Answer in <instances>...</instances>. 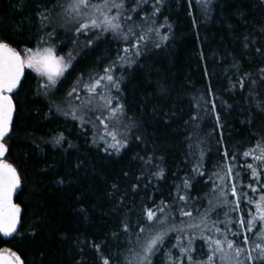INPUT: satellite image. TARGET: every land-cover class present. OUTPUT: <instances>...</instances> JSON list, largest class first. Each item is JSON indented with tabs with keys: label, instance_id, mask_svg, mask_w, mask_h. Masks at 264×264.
<instances>
[{
	"label": "trees",
	"instance_id": "16d2710c",
	"mask_svg": "<svg viewBox=\"0 0 264 264\" xmlns=\"http://www.w3.org/2000/svg\"><path fill=\"white\" fill-rule=\"evenodd\" d=\"M55 2L0 0V38L18 51L51 48L56 37L44 35L42 16ZM169 8L172 38L138 55L121 77L127 135L114 149L55 107L76 77L100 69L96 59L103 61L108 43L79 49L50 100L41 94L43 79L25 71L5 138V159L21 177L14 198L21 223L14 236L0 237V248L24 264H135L139 246L161 227L147 221V209L157 212L183 194L188 202L180 203L193 210L213 198L220 179L214 173L227 177L228 167L239 173L230 182L253 181L238 166L244 151L264 142V0H210L204 17L193 0L171 1ZM198 161L202 176L193 170ZM170 244L153 264L165 263Z\"/></svg>",
	"mask_w": 264,
	"mask_h": 264
},
{
	"label": "snow or ice",
	"instance_id": "6c2138e0",
	"mask_svg": "<svg viewBox=\"0 0 264 264\" xmlns=\"http://www.w3.org/2000/svg\"><path fill=\"white\" fill-rule=\"evenodd\" d=\"M148 2L149 0H135L136 6L128 9L126 0H102V3H92V0H71L65 11L74 14V17L78 19L79 27L76 29L77 32L99 29L101 32H111L114 37L128 41V34L133 33L134 28L133 25H129L126 33L123 27L124 22L132 21V14L137 13L142 5L148 4ZM197 2H202L207 6L210 0H197ZM161 3L162 0H155L152 5L153 16L159 13L160 8L157 5ZM113 9L116 10V14L110 15ZM43 19H47V17H43ZM141 19H146V17H141ZM151 24L155 25L156 20H152ZM136 26L139 27L140 25ZM164 26L170 27V25H160V27ZM148 31H155L156 35L160 36L158 28L149 27ZM137 38L139 40L145 39L143 35H138ZM161 40L167 41L168 36H161ZM133 47L137 49L136 55H139V44H134ZM123 51L129 53L130 49L124 48ZM259 51L260 49H257V52ZM119 59L123 60L124 57ZM69 66L70 62L66 64L63 57H57L52 48H44L43 51L25 48L18 51L6 38H0V234L4 237H12L16 234L18 225L21 223V208L13 202V195L21 185V177L13 164L5 159L9 151L5 144V138L9 137L12 132L14 114L16 112L13 94L21 85L25 69H31L40 76L46 77L47 83L44 87L48 89L55 88L58 78L63 75V72ZM113 71L114 69L111 66L105 68L104 76L96 80L93 85L86 86V90L90 95L96 94L95 89L100 86V80H106L116 91L120 90L119 82L111 74ZM260 72L264 74V68H261ZM261 78L264 79V75ZM240 84L243 87L242 80ZM73 91H75V88ZM119 107L121 110L120 114H123V105ZM64 114L67 115L68 113ZM112 115H116L115 109L112 110ZM72 118L77 119L75 112L72 113ZM81 119L83 118L81 117ZM193 119L195 120L197 117L194 116ZM217 122H219V116H217ZM101 123H103V120H101ZM109 134L113 141H116L117 144L120 143L117 141L114 132ZM62 139L63 136L59 137L57 143H60ZM109 146L116 147V144ZM224 156L227 158L228 153L225 152ZM243 156L245 158L251 157L252 160L257 162V165L246 164L247 169L251 171L252 179L256 181L264 179V172L257 170L259 165H264V143H257L254 148L244 151ZM202 158L203 154H201ZM233 159H235L234 156ZM200 167L201 165L198 161L197 167L193 170L198 171ZM198 174L202 176L204 172L198 171ZM214 174L221 180L224 179L219 172ZM159 175L162 176L163 173L161 172ZM225 175L235 180L239 173L234 175L233 169L228 167ZM184 187H190L188 180L184 181ZM248 187L253 193L257 191L264 193V189H257L251 185H248ZM211 190L215 191V188ZM230 195L235 198L233 201H229L227 193L222 192L219 198L222 203L215 206H213L212 200L209 199L208 204L210 207L204 209L198 220L193 216L192 211L181 209L180 215L189 218L190 222L187 225L183 221L180 225L168 224L167 217H157L155 211L147 209V221L150 223L158 221L161 227L139 246V252L135 253V264H153V257L164 249L170 233L179 234L175 236L176 243L172 245V247L179 250L180 257H177L179 264H184V259L181 258H186L187 264H264V194H261L257 201H253L248 197L247 193L238 192L235 183H233L230 188ZM179 199L185 203L188 202L187 196L182 195ZM161 203L163 204V201ZM242 203L252 205L254 211H249L246 215H240L234 220L230 213H242L244 211ZM164 207H167V205ZM164 207L158 209L161 214L164 213ZM218 209H228V211L223 212L224 220L218 219L220 214ZM196 211L199 212V209ZM213 213L217 215V219H211ZM210 220L211 223L209 224ZM218 223L224 224V231L216 227ZM230 225H238L241 231H233ZM197 230L199 231L197 232ZM124 231H128V228L125 227ZM144 231L145 228L141 227L140 232L143 233ZM209 232H213L215 235H207L206 233ZM228 233H231L232 237H242L241 242L237 243L236 240L230 239ZM248 233H254L256 241H251ZM183 237L187 238L186 243ZM197 240H201L204 245H207V252L201 250L202 255L207 257L206 260L197 259L194 255L197 252ZM249 244H254V247L249 249L242 246ZM253 252H255V255H253ZM165 255L169 258L168 264H177V260H172L170 250ZM0 259H3L4 264H24L21 256L10 249L0 251ZM104 264H109V261L105 259Z\"/></svg>",
	"mask_w": 264,
	"mask_h": 264
},
{
	"label": "rangeland",
	"instance_id": "374dc122",
	"mask_svg": "<svg viewBox=\"0 0 264 264\" xmlns=\"http://www.w3.org/2000/svg\"><path fill=\"white\" fill-rule=\"evenodd\" d=\"M171 1L175 0H162V3L160 5H157V7L160 8L159 13L156 16L152 15V5L155 3V0H149L148 4L142 5V7L138 10L137 13H133V20L132 21H126L124 22V30L127 33V28L129 25H133L134 32L129 33V40L125 41L122 38L114 37L111 32H101L99 29L96 30H88L85 32H77L76 29L79 27V21L77 18L74 17V14L70 12H66L65 8L67 5L71 2V0H56L55 4L53 5L54 8L50 11H46L44 13V16L47 17V19H44V23L46 24V29L44 32V35L46 36L48 33L56 37V40L53 42L54 46L51 48L53 50H56L59 46L66 47V52L58 54L54 51V54L57 57H63L64 62L68 64L70 62V66L67 67L66 71L63 72V75H61L58 78L59 80L65 79V76L70 71V69L73 66L74 61L77 58V55L79 54V49H88L90 50L94 46H96L100 42H104L105 44L108 43L109 45V52H107V55L105 54L103 56V61L96 59L97 65L99 63L100 69L97 68H91L88 70V72H83L84 74H80L78 77L75 78V80L71 83V86L67 87L66 92L64 91V94L61 96V99L56 100L58 101L57 104L55 103V107L58 109H61V113L64 117L72 120V121H84L86 125H88L91 129V135L93 137V140H100L101 143L105 145H113L116 144V147L118 145H121L124 137L127 135L125 131V125L124 122L126 120V116L124 115V122L123 121V114H120V90L116 91V89L110 85L106 80H100V86L95 89V95H90V93L86 90V86L93 85L96 80H99L101 76H104V69L111 66L114 71L111 73L114 78L119 82V89L120 85L122 83L121 77L123 75V72H127V68L132 65L134 61H137L138 58L140 61L141 57H137L136 51L137 49L133 47L134 44H139V56L145 55V53L149 50L151 51L154 46L159 47L161 45H164L167 43L173 36L172 30V17L169 15V12L172 13V10L170 11L169 3ZM195 3V8L197 9V12L199 16L201 15L204 17L208 13V5L205 6L202 2L198 3L197 0H193ZM92 3H102V0H92ZM175 4V3H174ZM135 0H126V7L128 9H131L132 7H135ZM176 9V8H175ZM116 10L113 9L110 15H115ZM141 17H146V19H141ZM123 19V17H122ZM156 20V24L152 25L151 21ZM136 25H140L137 27ZM160 25H170V27L164 26L160 27ZM149 27L155 29L158 28L160 32V36H157L155 31H148ZM138 35H143L145 37L144 40H139L137 38ZM167 35L168 40L162 41L161 36ZM52 36V37H53ZM52 44V45H53ZM159 45V46H157ZM44 48H47L46 44H43L42 47H36L33 50H40L43 51ZM124 48H129V53H125L123 51ZM83 50V51H84ZM112 50V51H111ZM111 51V52H110ZM142 52V53H141ZM120 57H124L123 60L119 59ZM115 62V63H114ZM129 66V67H127ZM127 67V68H126ZM30 73L38 75V78L43 79L42 86H43V92H41L42 96L46 99H52L53 93L56 92V86L55 88H48L46 89L44 85L47 83V78L40 76L38 73H36L33 70H30ZM126 73V75H127ZM124 80V78H123ZM75 88V91L73 89ZM71 93V95H69ZM90 101V102H89ZM116 110V115H112V110ZM75 112L77 119L72 118V113ZM123 112V109H122ZM64 113H68L65 115ZM81 117L83 119H81ZM99 117V119H97ZM101 120H103V123H101ZM107 125V127H105ZM127 130V129H126ZM114 132L116 134L117 141L120 143L117 144L116 141L112 140V137L109 133ZM264 143V142H263ZM110 147V146H109ZM111 149H114V147H110ZM122 147L117 148L116 150L112 151V154H117ZM240 161V166L238 168L241 169V172L245 173L248 172L249 176L252 178L251 171L247 169L246 164H253L257 165V162L252 160L251 157L245 158L242 154ZM226 166V165H225ZM220 167V166H219ZM218 167V168H219ZM227 170V168H225ZM258 171L264 172V165H259L257 168ZM224 177V176H222ZM229 177H224L223 180H218V185L216 186L215 193L213 195L212 200L213 206L218 205L222 203V200L219 199L221 197L222 192L227 193V198L229 201H233L235 198L230 195V188L233 184L229 181ZM238 192L241 193H247L248 197L251 198L253 201H257L259 196L262 193L261 191H257L256 193H253L251 189L248 187V185H251L252 187H255L257 189H264V179H261L260 181L253 180L251 183L244 185L240 187L238 184H236ZM209 194V193H208ZM207 194V195H208ZM183 195V194H182ZM182 195H179L182 196ZM206 195V196H207ZM205 196V197H206ZM180 199L176 202H173L172 204H167V207H164V213L161 214L159 211L156 212L157 217H167L168 224H176L180 225L181 222L185 225L189 223V218L184 217L180 215L181 209H185L184 206L180 203ZM165 206V205H164ZM210 205L208 204V201L206 203H199V205H195L194 209L189 211L193 212V216L199 218L200 214L204 212V209L209 208ZM242 208L244 211L242 213L238 212H231V217L235 220L240 215H246L249 211H254V208L250 204L242 203ZM199 209V212L196 210ZM219 211V220H224L225 217L223 215L224 211H228V209H218ZM211 219H217V215L215 213L212 214ZM158 222V221H157ZM211 223V220L209 221V224ZM216 227H219L222 231H224V224L218 223ZM230 227L233 228V231H241L239 229L238 225H230ZM199 230H197L198 232ZM207 235H215L213 232L206 233ZM179 235L178 233H171V237H169L168 242L171 244L169 245L172 256L180 257L179 250L177 248L172 247L173 244L176 243L175 236ZM249 238L251 241H256V236L254 233H248ZM228 236L230 239L236 240L237 243H240L242 240V237H232L231 233H228ZM145 237H139V240H143ZM149 237H146L144 241H146ZM185 240V243L187 242V238L183 237ZM222 238V237H221ZM258 242V241H257ZM243 247L252 249L254 247V244L249 245H242ZM196 248L197 252L194 253L197 259H204L206 260L207 257H203L202 251L207 252V245H204L203 241L197 240L196 241ZM202 250V251H201ZM253 255H255V252H253ZM165 263L168 264L169 258L167 255H163ZM184 259V264H187L186 258ZM179 264V263H177Z\"/></svg>",
	"mask_w": 264,
	"mask_h": 264
},
{
	"label": "water",
	"instance_id": "95a60500",
	"mask_svg": "<svg viewBox=\"0 0 264 264\" xmlns=\"http://www.w3.org/2000/svg\"><path fill=\"white\" fill-rule=\"evenodd\" d=\"M22 79H23V78H22ZM21 81H22V80H21ZM18 190H19V188L16 190V192H15L14 195H13V202H14V198H15V196H16ZM0 236H1L2 238H5V239L10 238V237H4L2 234H0ZM0 251H2V250L0 249ZM13 252H14V251H13ZM17 255H18V254H17ZM0 264H4L3 259H0Z\"/></svg>",
	"mask_w": 264,
	"mask_h": 264
},
{
	"label": "flooded vegetation",
	"instance_id": "af4514ba",
	"mask_svg": "<svg viewBox=\"0 0 264 264\" xmlns=\"http://www.w3.org/2000/svg\"><path fill=\"white\" fill-rule=\"evenodd\" d=\"M30 70L31 69H25V71H27V72H30ZM5 239V238H4ZM3 248V247H2ZM6 249H10V248H7V247H5Z\"/></svg>",
	"mask_w": 264,
	"mask_h": 264
}]
</instances>
